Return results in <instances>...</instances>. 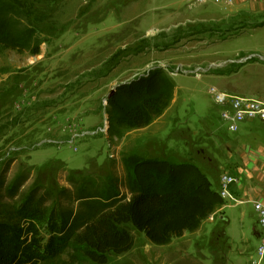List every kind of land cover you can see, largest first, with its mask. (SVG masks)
<instances>
[{
  "label": "rangeland",
  "instance_id": "obj_1",
  "mask_svg": "<svg viewBox=\"0 0 264 264\" xmlns=\"http://www.w3.org/2000/svg\"><path fill=\"white\" fill-rule=\"evenodd\" d=\"M3 5L8 9L0 11V28L16 46L0 56L5 204H10L6 190L22 177L28 178L26 190L41 186L52 200L64 191L63 203L68 202L74 193L71 172L101 189L117 182L118 193L130 198L129 187L145 174L136 166L148 160L164 163L166 171L192 163L208 174L210 189L219 194L225 173L217 143L231 140L220 119L224 107L212 91L264 96V62L248 59L254 43L264 38H251V18L240 7L197 0H5ZM24 31L35 34L34 41L24 40ZM148 77L157 89L162 78L175 86L172 108L162 119L121 140L100 132L69 144L75 133L104 127L112 96L137 100L138 92L119 93L120 87ZM150 91L146 87L144 94ZM163 170L149 174L166 181L173 177ZM219 199L221 209L199 232L166 247L135 233L136 249L111 264H264L258 254L264 228L254 206ZM242 229L258 240L236 245L244 241Z\"/></svg>",
  "mask_w": 264,
  "mask_h": 264
},
{
  "label": "trees",
  "instance_id": "obj_2",
  "mask_svg": "<svg viewBox=\"0 0 264 264\" xmlns=\"http://www.w3.org/2000/svg\"><path fill=\"white\" fill-rule=\"evenodd\" d=\"M4 2L0 0V11L8 9ZM4 34L0 28V56L16 49ZM34 35L22 33L30 42ZM38 55L37 46L33 56ZM146 87L149 94H144ZM128 90L138 92L137 100L112 96L107 106L108 133L118 140L152 127L171 109L175 97L174 84L165 78L158 89L148 77L120 87L119 93ZM163 164L148 160L136 166L145 174L129 187L130 198L118 193L117 182L101 189L82 179L83 174L71 172L68 183L74 193L63 203V190L52 200L41 186L26 190L28 178H19L6 190L10 204L0 196V264H111L136 249L135 233L155 247H166L199 232L221 209L219 194L210 189L208 174L194 164L171 165L170 171ZM156 167L173 177L166 181L163 175L149 174Z\"/></svg>",
  "mask_w": 264,
  "mask_h": 264
},
{
  "label": "crops",
  "instance_id": "obj_3",
  "mask_svg": "<svg viewBox=\"0 0 264 264\" xmlns=\"http://www.w3.org/2000/svg\"><path fill=\"white\" fill-rule=\"evenodd\" d=\"M235 4L240 7L239 10L242 13L251 18V23H248V33L252 35L251 38H264V0H237ZM253 18L256 19L253 20ZM258 22L260 23L258 27L253 26V23ZM250 53L264 57V39L258 44L257 42L254 43V48ZM255 67L257 68V66ZM242 98L264 99V96ZM221 117L222 112L220 119ZM226 127L227 129L222 126L224 133L228 135L231 141L227 143L218 142L216 149L223 154L224 173L233 175L238 179V182L231 188L232 192L244 202L243 206H254L256 203L264 202V125L259 122L247 123L237 133H231L228 125ZM219 136L221 135L219 134ZM232 209L234 208L232 207ZM223 215L228 217V221L232 220L231 213L229 215L228 212H225ZM220 218L223 219L222 216ZM241 231L244 232L241 234L244 241L238 239L239 242L236 245H247L253 238L258 240L256 236L251 238L246 230L242 229ZM257 235L262 236V233L257 232ZM228 238L230 237L228 236Z\"/></svg>",
  "mask_w": 264,
  "mask_h": 264
},
{
  "label": "built area",
  "instance_id": "obj_4",
  "mask_svg": "<svg viewBox=\"0 0 264 264\" xmlns=\"http://www.w3.org/2000/svg\"><path fill=\"white\" fill-rule=\"evenodd\" d=\"M237 0H197L199 4L205 5L212 3L214 5L230 7L236 3ZM249 61L259 59L264 62V57L259 54L249 55ZM215 100L218 104L224 107L222 112V119L228 124V129L231 133H237L243 124L259 122L264 125V99H248L237 96H230L224 93H218L214 89ZM108 133V119L105 120L104 127L96 131H82L75 133V137L70 139L69 144L74 145L80 139H86ZM46 143V141H45ZM51 144L52 142H47ZM46 143V144H47ZM238 182V179L230 174H225L222 177V184L220 186L219 197L234 206L244 205L234 193L231 187ZM255 211L258 215V222L264 228V202L254 204ZM258 254L264 258V239L258 247Z\"/></svg>",
  "mask_w": 264,
  "mask_h": 264
},
{
  "label": "water",
  "instance_id": "obj_5",
  "mask_svg": "<svg viewBox=\"0 0 264 264\" xmlns=\"http://www.w3.org/2000/svg\"><path fill=\"white\" fill-rule=\"evenodd\" d=\"M111 95H113V94H111Z\"/></svg>",
  "mask_w": 264,
  "mask_h": 264
}]
</instances>
